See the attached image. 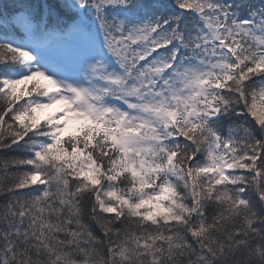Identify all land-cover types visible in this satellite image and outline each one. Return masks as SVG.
Wrapping results in <instances>:
<instances>
[{
    "label": "trees",
    "instance_id": "obj_1",
    "mask_svg": "<svg viewBox=\"0 0 264 264\" xmlns=\"http://www.w3.org/2000/svg\"><path fill=\"white\" fill-rule=\"evenodd\" d=\"M93 3L85 0L81 12ZM225 6L242 14L264 9V0H123L121 10L139 20L157 17L154 31L172 32V41L159 48L169 51L176 43L178 55L211 9ZM21 11L59 29L79 16L72 0H0V37L23 35L11 22ZM232 38L225 42L233 58L228 76L202 99L201 119L169 127L166 152L182 206L175 219L147 218L118 199L102 202L100 191L109 185L126 196L134 181L114 173L117 152L100 132L59 138L64 158L40 165V181L32 182V148L47 140L52 126L31 128L17 116L27 110L26 99L45 89L39 80H20L0 91V264H264V53L235 33ZM20 65L19 51L0 43V86ZM124 65L131 77L137 65ZM215 138L233 163L234 183H214L215 176L197 169ZM76 151L98 170L95 181L83 174L80 159H65ZM110 202L116 209H106Z\"/></svg>",
    "mask_w": 264,
    "mask_h": 264
},
{
    "label": "rangeland",
    "instance_id": "obj_2",
    "mask_svg": "<svg viewBox=\"0 0 264 264\" xmlns=\"http://www.w3.org/2000/svg\"><path fill=\"white\" fill-rule=\"evenodd\" d=\"M96 1L90 11L80 14L79 25L69 26L65 37L42 50L32 46L33 30L23 27L29 36L22 46L27 57L11 81L39 80L47 92L40 100L29 101L17 120L26 121L24 124L31 128L40 122L54 124L45 133L47 140L32 148V182L40 181L36 173L40 165L47 166L57 156L64 158V151L55 145L59 138H72L83 130L100 132L117 151L111 165L114 173H128L134 181L126 196L109 185L100 191L102 202L118 199L121 206L147 218L175 219L181 215L182 206L176 199L175 172L166 152L171 139L169 127L174 121L191 125L201 119L198 111L204 105L202 99L216 80L229 73L232 59L225 42H232L233 33L264 52V9L246 14L230 8L212 10L183 40L177 55L176 43L169 51L159 48L172 41V32L169 27L154 31L157 17L154 21L135 19L121 10L123 0ZM72 8L81 12L85 1L72 0ZM17 21L22 22L20 18ZM85 21L104 40L106 56L102 42L84 30ZM103 21H108L114 36L103 32ZM44 38L45 43L50 40L47 34ZM125 61L137 65L131 77L125 76ZM9 87L2 90L9 92ZM261 89L264 97V84ZM217 144L215 138L201 168L220 174L225 167V150ZM68 158L80 159L83 174L95 181L98 170L82 159L81 152L66 153ZM228 166L232 170L233 163ZM105 206L116 209L111 202Z\"/></svg>",
    "mask_w": 264,
    "mask_h": 264
}]
</instances>
